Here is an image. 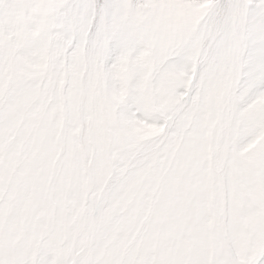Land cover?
Returning <instances> with one entry per match:
<instances>
[{"label": "snow or ice", "instance_id": "obj_1", "mask_svg": "<svg viewBox=\"0 0 264 264\" xmlns=\"http://www.w3.org/2000/svg\"><path fill=\"white\" fill-rule=\"evenodd\" d=\"M0 264H264V0H0Z\"/></svg>", "mask_w": 264, "mask_h": 264}]
</instances>
